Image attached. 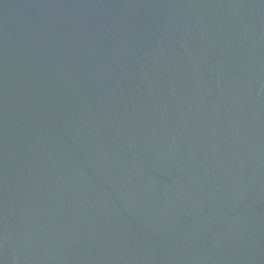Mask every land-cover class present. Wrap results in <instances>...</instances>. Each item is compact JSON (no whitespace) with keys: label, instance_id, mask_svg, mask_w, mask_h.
Wrapping results in <instances>:
<instances>
[{"label":"water","instance_id":"obj_1","mask_svg":"<svg viewBox=\"0 0 264 264\" xmlns=\"http://www.w3.org/2000/svg\"><path fill=\"white\" fill-rule=\"evenodd\" d=\"M0 264H264V0H0Z\"/></svg>","mask_w":264,"mask_h":264}]
</instances>
